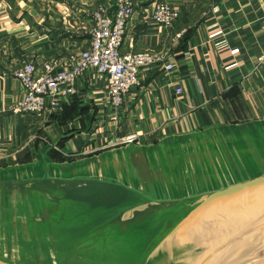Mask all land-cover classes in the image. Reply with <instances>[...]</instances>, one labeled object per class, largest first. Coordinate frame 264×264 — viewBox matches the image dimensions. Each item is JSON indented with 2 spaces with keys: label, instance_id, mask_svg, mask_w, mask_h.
Instances as JSON below:
<instances>
[{
  "label": "water",
  "instance_id": "water-1",
  "mask_svg": "<svg viewBox=\"0 0 264 264\" xmlns=\"http://www.w3.org/2000/svg\"><path fill=\"white\" fill-rule=\"evenodd\" d=\"M0 167V264H264V119Z\"/></svg>",
  "mask_w": 264,
  "mask_h": 264
},
{
  "label": "crops",
  "instance_id": "crops-1",
  "mask_svg": "<svg viewBox=\"0 0 264 264\" xmlns=\"http://www.w3.org/2000/svg\"><path fill=\"white\" fill-rule=\"evenodd\" d=\"M153 1L134 0L122 51L166 52L171 71L141 72L117 112L105 82L87 73L63 110L35 116L12 111L23 89L11 71L26 59L41 65L79 53L92 13L113 11L114 0H0V167L34 162L41 141L59 140L51 155L70 161L125 145L114 143L127 136L147 145L264 119V0H166L180 10L169 29L148 19Z\"/></svg>",
  "mask_w": 264,
  "mask_h": 264
},
{
  "label": "built area",
  "instance_id": "built-area-1",
  "mask_svg": "<svg viewBox=\"0 0 264 264\" xmlns=\"http://www.w3.org/2000/svg\"><path fill=\"white\" fill-rule=\"evenodd\" d=\"M134 5V0H114L111 12L108 7L99 5L91 16L89 43L77 54L68 53L41 65L32 59L21 61L10 73L23 89L21 97L11 106L12 111L35 116L46 111L60 112L76 94V82L90 73L96 81L105 82L106 100L117 112L124 105L126 95L139 85L141 72L158 66L171 71L173 65L166 52L122 51ZM179 15L178 7L166 0H154L148 19L169 29ZM175 91L179 94L182 89ZM134 141H137L136 136H127L117 139L114 145Z\"/></svg>",
  "mask_w": 264,
  "mask_h": 264
},
{
  "label": "trees",
  "instance_id": "trees-1",
  "mask_svg": "<svg viewBox=\"0 0 264 264\" xmlns=\"http://www.w3.org/2000/svg\"><path fill=\"white\" fill-rule=\"evenodd\" d=\"M72 98H73V97H72ZM72 98L70 99V102H69V103H71ZM69 103L64 104L63 109H64ZM63 109H62V110H63ZM59 145H60V143H59ZM51 152H52V151H51ZM51 152H50V156H51L52 159L54 158L55 161H64V160H65V158H63V157L55 158L53 154L51 155Z\"/></svg>",
  "mask_w": 264,
  "mask_h": 264
}]
</instances>
